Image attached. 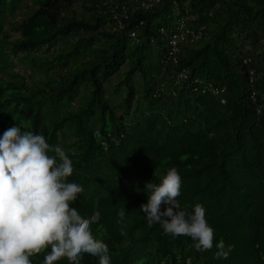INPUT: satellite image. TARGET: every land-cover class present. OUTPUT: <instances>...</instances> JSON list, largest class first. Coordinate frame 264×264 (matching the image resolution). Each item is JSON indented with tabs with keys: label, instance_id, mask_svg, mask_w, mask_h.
<instances>
[{
	"label": "trees",
	"instance_id": "obj_1",
	"mask_svg": "<svg viewBox=\"0 0 264 264\" xmlns=\"http://www.w3.org/2000/svg\"><path fill=\"white\" fill-rule=\"evenodd\" d=\"M136 4L0 0V133L16 123L65 150L83 186L72 206L85 216L100 211L92 233L111 264H264V0ZM115 8L128 13L122 30ZM179 27L198 38L177 39L173 55ZM180 71L186 81L175 80ZM95 131L122 136L106 157L95 154ZM171 167L181 177V208H205L211 250L163 235L141 211L126 219L133 188ZM95 181L115 190L108 211L90 190ZM218 240L232 246L227 259L213 256ZM81 264L97 258L84 254Z\"/></svg>",
	"mask_w": 264,
	"mask_h": 264
},
{
	"label": "clouds",
	"instance_id": "obj_2",
	"mask_svg": "<svg viewBox=\"0 0 264 264\" xmlns=\"http://www.w3.org/2000/svg\"><path fill=\"white\" fill-rule=\"evenodd\" d=\"M173 62L176 65L175 59ZM182 72L176 73L175 80H187ZM179 74L184 78L178 79ZM204 90L213 96L224 93L223 88L211 86ZM22 127L15 123L0 133V264H32L30 257L41 252V264H54L61 258L70 264H81L84 254L97 258V264H111L107 244L92 233L91 226L100 220V211L94 208L85 216L72 206L83 191V186L74 180L77 170L72 159L61 146L47 143L44 135ZM94 135L101 150L95 154L102 155L122 137L99 131ZM144 182L132 190L136 200L128 206L133 216L126 219L141 211L149 226L158 224L163 235L188 237L198 252L213 248L214 231L205 218V208L196 203L187 211L177 201L181 177L175 167ZM90 190L103 194V208L108 211L114 203L115 190L96 181ZM124 215L122 208L118 216ZM215 249L214 258L223 260L232 246L226 248L223 240H218Z\"/></svg>",
	"mask_w": 264,
	"mask_h": 264
},
{
	"label": "built area",
	"instance_id": "obj_3",
	"mask_svg": "<svg viewBox=\"0 0 264 264\" xmlns=\"http://www.w3.org/2000/svg\"><path fill=\"white\" fill-rule=\"evenodd\" d=\"M159 0H137V4H136V7L134 8V10H138V9H141V10H148L150 9L153 5H155L156 3H158ZM117 8L114 9L113 11V15H112V19L113 21L116 23V29L118 30H122L124 28V20L127 19L128 17V13L126 11V9H121V11L119 13H116L115 10ZM141 24V23H140ZM190 35V42H193L195 39L198 38V35L195 31L193 30H188V29H183L182 27H179V34L174 36L172 38V40L170 41L169 43V46H170V49H171V53L173 55H175V53L178 52V49L176 48V40H183L185 37L187 38V36ZM130 36L132 38H134V32H132L130 34ZM170 53V54H171ZM171 54V55H172ZM184 78V75L182 74H179L178 75V79H183Z\"/></svg>",
	"mask_w": 264,
	"mask_h": 264
},
{
	"label": "rangeland",
	"instance_id": "obj_4",
	"mask_svg": "<svg viewBox=\"0 0 264 264\" xmlns=\"http://www.w3.org/2000/svg\"><path fill=\"white\" fill-rule=\"evenodd\" d=\"M27 11H28L27 9H26V10L24 9V12H25V13H26ZM115 83H116V80H113L112 83H111V86H113Z\"/></svg>",
	"mask_w": 264,
	"mask_h": 264
}]
</instances>
